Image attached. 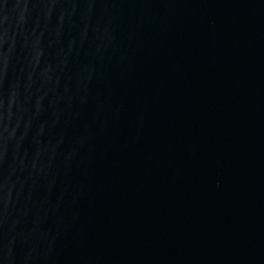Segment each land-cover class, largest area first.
I'll use <instances>...</instances> for the list:
<instances>
[{"label":"water","instance_id":"obj_1","mask_svg":"<svg viewBox=\"0 0 264 264\" xmlns=\"http://www.w3.org/2000/svg\"><path fill=\"white\" fill-rule=\"evenodd\" d=\"M0 264H264V0H0Z\"/></svg>","mask_w":264,"mask_h":264}]
</instances>
